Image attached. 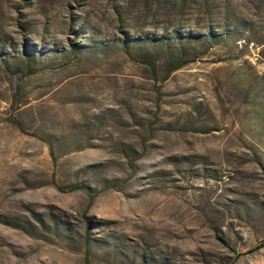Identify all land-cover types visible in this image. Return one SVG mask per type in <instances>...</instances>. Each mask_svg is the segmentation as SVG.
Wrapping results in <instances>:
<instances>
[{"label": "rangeland", "instance_id": "1", "mask_svg": "<svg viewBox=\"0 0 264 264\" xmlns=\"http://www.w3.org/2000/svg\"><path fill=\"white\" fill-rule=\"evenodd\" d=\"M0 38V264H264V0H0Z\"/></svg>", "mask_w": 264, "mask_h": 264}, {"label": "trees", "instance_id": "2", "mask_svg": "<svg viewBox=\"0 0 264 264\" xmlns=\"http://www.w3.org/2000/svg\"><path fill=\"white\" fill-rule=\"evenodd\" d=\"M158 1V0H157ZM177 2V8L179 11L182 9L187 8L190 2L193 0H175ZM223 36H217L215 34L208 33L206 35H201V34H193L187 32L186 34H182L180 30H174L171 32V34H163L162 36H158L157 38L151 39L148 42L150 45H153L154 48H162L164 46L166 47H175L178 51H186L187 50V44L190 43H198L201 41L208 42V43H215L220 41V39H223L226 37V35L222 38ZM143 39H141V43H143ZM133 42H138V41H133ZM11 43H9L7 40H2L0 38V49L3 51L7 46H10ZM186 47V48H185ZM32 58V57H31ZM31 58H27L28 62H32ZM181 65H174L171 67L170 71H175L179 69ZM32 70L31 67H27L26 69L23 70H18L16 72H10L6 71V77L9 79L12 90L14 94H16L18 90V85L20 81L26 77L27 75L31 74ZM259 247V246H258Z\"/></svg>", "mask_w": 264, "mask_h": 264}]
</instances>
